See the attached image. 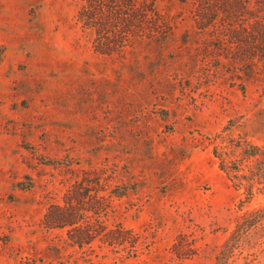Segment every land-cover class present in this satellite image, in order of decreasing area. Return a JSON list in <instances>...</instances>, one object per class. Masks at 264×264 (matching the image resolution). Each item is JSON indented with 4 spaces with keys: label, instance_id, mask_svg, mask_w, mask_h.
Here are the masks:
<instances>
[{
    "label": "rangeland",
    "instance_id": "obj_1",
    "mask_svg": "<svg viewBox=\"0 0 264 264\" xmlns=\"http://www.w3.org/2000/svg\"><path fill=\"white\" fill-rule=\"evenodd\" d=\"M79 7L0 0V264H214L244 212L264 206L213 153L228 136L264 148V59L229 31L196 29L175 0L157 2L166 37L102 54ZM85 178L99 182L91 196L101 184L126 194L93 219L119 231L113 243L80 248L71 228L43 226ZM96 206L82 200L81 214ZM233 260L264 264V234Z\"/></svg>",
    "mask_w": 264,
    "mask_h": 264
},
{
    "label": "trees",
    "instance_id": "obj_2",
    "mask_svg": "<svg viewBox=\"0 0 264 264\" xmlns=\"http://www.w3.org/2000/svg\"><path fill=\"white\" fill-rule=\"evenodd\" d=\"M80 7L78 21L97 37V51L111 55L121 52L129 43L144 39H158L168 34L172 26L166 15L157 8L159 0H77ZM194 8L195 28L207 31H229L232 44L246 47L248 60L259 57L264 59V0H175ZM230 3L232 10L230 11ZM235 13V14H232ZM243 17L249 24L231 25L230 17ZM228 20V21H227ZM229 27L231 28L229 30ZM0 50V63L3 55ZM220 137V136H219ZM219 160V168L225 173L232 185L244 189L248 201L254 197L255 190L264 193V148L246 140L235 141L228 136L223 145H216L213 151ZM99 182L82 179L67 194L63 205L51 206L43 218L47 229L71 228L70 240L82 248L90 245L102 235L105 242L113 243L118 230L109 229L104 221L95 229V223L108 215L110 198L122 197L124 192L107 193L104 185L96 189L94 196L89 195ZM105 193L99 197L100 193ZM107 193V194H106ZM90 199L100 204L99 212L92 207L84 216L81 201ZM97 216L96 222H93ZM104 224V225H103ZM121 229V227H120ZM128 233V231H126ZM264 234V206L247 210L241 216L234 230L224 242L214 264H231L236 251L245 250L254 244L255 237ZM129 234V233H128Z\"/></svg>",
    "mask_w": 264,
    "mask_h": 264
}]
</instances>
